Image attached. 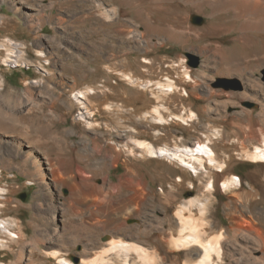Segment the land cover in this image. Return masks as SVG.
I'll return each instance as SVG.
<instances>
[{
    "label": "rangeland",
    "instance_id": "obj_1",
    "mask_svg": "<svg viewBox=\"0 0 264 264\" xmlns=\"http://www.w3.org/2000/svg\"><path fill=\"white\" fill-rule=\"evenodd\" d=\"M195 4L172 17L163 0H0V111L13 116L0 132V186L11 200L4 222L19 236H0V264L146 263L112 240L136 244L147 264H184L181 248L144 241L145 216L160 206L151 189L165 187L158 176L171 165L162 150H208L211 140L238 147L246 137L264 149V107L243 91L264 86V38L229 29L260 10ZM42 134L50 147L33 142ZM248 161L237 162L238 175ZM133 165L140 177L127 175ZM197 194L184 191L169 212ZM124 196L137 212L107 236V197L116 211ZM216 213L227 225L220 206ZM228 243L219 246L223 264Z\"/></svg>",
    "mask_w": 264,
    "mask_h": 264
},
{
    "label": "bare ground",
    "instance_id": "obj_2",
    "mask_svg": "<svg viewBox=\"0 0 264 264\" xmlns=\"http://www.w3.org/2000/svg\"><path fill=\"white\" fill-rule=\"evenodd\" d=\"M112 1L116 3L118 0ZM163 1L168 2L166 13L172 17L178 16L176 12L180 14L179 10L183 9L185 4L189 3L196 7L195 9L201 6L195 4L197 0ZM234 5L258 7L261 17L257 21L243 24L233 20L229 29L237 28L243 33L257 31L264 38V0H215L214 10L218 11L217 13L231 12ZM105 13H109V10L105 9ZM258 86L259 88L255 89L243 84V91L245 96L253 95L261 107L262 105L264 107V86ZM76 96L80 99L84 98V95ZM80 99L78 103L83 105ZM215 112L220 113L218 107ZM10 117H13L10 113L0 111V132L7 131L11 126L8 122ZM17 120L20 118L18 117ZM259 120L264 126V111ZM45 137L46 135L42 134L33 142L47 148L50 142ZM211 143L213 148L208 150L201 143L198 146H185L180 153L162 150L166 152L165 156L171 161V165L158 176L166 183L165 187L161 184L158 189H151L153 201L160 206L157 212L152 210L147 218L145 216L147 223L144 228L146 233L148 230L149 232L145 234L144 241H155L168 247L181 248L184 264H223L218 261L219 246L223 239H228L229 243L224 245L227 256V262L224 264H264V149H259L257 143L247 137L238 147L230 146L227 141L217 144L216 141L211 140ZM110 144L115 142L111 141ZM3 158L0 154V182L3 178V169L6 167ZM245 159L249 160L246 164L250 169L245 174L238 175L236 164ZM45 169L44 163L38 164L35 169L36 175L44 178ZM127 175L140 177L139 170L134 165L129 167ZM196 188L198 194L195 198H188L175 204L176 210L169 212L179 195ZM3 191L0 186V223L9 233L0 228V236L9 239L14 236L19 237L10 228L9 222L8 224L4 222L10 206V198L3 197ZM217 194L223 200H219ZM110 198L107 197L106 209L103 211L105 220L101 230L107 236L115 232L112 225L120 220L129 221L135 216L138 208L124 196L118 202L121 208L115 211L111 209ZM217 206L221 207L227 225L222 224L218 217ZM17 226L19 227V223ZM136 229L139 232L143 231L141 226ZM164 229L169 231L167 240L163 237V231L166 232ZM255 230H258V233ZM106 240L110 241V238ZM111 244L114 248L138 253L143 257L145 264L154 262L150 259V255L139 249L136 244L124 240L118 242L112 240ZM174 257L178 261V257ZM99 262L107 264L105 262H108V259L101 256ZM180 263L173 262V264Z\"/></svg>",
    "mask_w": 264,
    "mask_h": 264
},
{
    "label": "water",
    "instance_id": "obj_3",
    "mask_svg": "<svg viewBox=\"0 0 264 264\" xmlns=\"http://www.w3.org/2000/svg\"><path fill=\"white\" fill-rule=\"evenodd\" d=\"M197 22H200V19H196Z\"/></svg>",
    "mask_w": 264,
    "mask_h": 264
}]
</instances>
